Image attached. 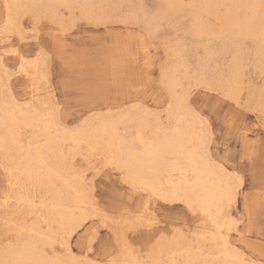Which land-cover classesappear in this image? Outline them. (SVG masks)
Listing matches in <instances>:
<instances>
[{"label":"snow or ice","instance_id":"6c2138e0","mask_svg":"<svg viewBox=\"0 0 264 264\" xmlns=\"http://www.w3.org/2000/svg\"><path fill=\"white\" fill-rule=\"evenodd\" d=\"M56 7L66 13L59 20L51 7L25 17L15 44L5 39L14 25L0 24V264H264V223L258 258L245 243L252 205L258 199L264 206V87L256 106L245 103L238 87L188 71L190 41L176 38L171 46L172 37L161 41L167 59L158 65L146 46L136 70L114 63L110 73L80 81L70 75L80 65L77 54L69 58L70 30L123 31L129 22L94 11L88 0ZM144 19L154 39L163 21ZM234 52L233 83L248 67ZM13 71L31 84L26 100L10 91ZM256 71L264 77V55ZM113 111L119 121L88 134ZM33 115L42 130L62 131L74 150L63 168L10 149L24 140L19 119ZM69 178L74 201L65 199ZM117 224L123 238L113 231ZM132 225L140 228L134 246Z\"/></svg>","mask_w":264,"mask_h":264},{"label":"bare ground","instance_id":"6f19581e","mask_svg":"<svg viewBox=\"0 0 264 264\" xmlns=\"http://www.w3.org/2000/svg\"><path fill=\"white\" fill-rule=\"evenodd\" d=\"M41 2L51 3V5L45 4L44 7L37 8L34 6L33 0H13V3L9 7L0 0V24L11 22L14 25V29L6 35L5 39L12 41L14 36L23 35L24 18L38 11L44 12L51 7L54 10V19L56 20H59L60 16L64 15V9L56 7V4L61 2V0H41ZM88 2L97 5L94 11L109 17L113 21L119 19L129 20V18L126 19L127 16L125 17V15L119 16L115 14L118 7V3L115 0H88ZM187 7L191 14V24L188 28V34L191 36L192 43L198 46L199 44L201 45L202 41H205V45L203 46L204 52L197 61V68L193 69L187 59L188 71L199 70L210 77L220 78L223 86L238 87L240 93H242L245 88L246 71L242 74L239 81L233 83L229 79L230 66L235 59L234 51L236 50L239 51L240 56L247 62L250 61L251 56L255 67L260 57L264 55V49L260 46L261 37L264 35V6L261 5L260 0H157V11L151 15L159 19H176V16L186 12ZM248 40H251L254 45L253 54L249 52V48L246 46ZM212 42H218V44L211 46L210 43ZM234 42L237 48H234ZM140 43L141 48L144 50L147 46L145 40L142 39ZM227 55L231 57L228 64L223 65L219 63L217 59L222 57V60H225ZM10 75L13 77L10 82V91L16 94L17 100L28 99L30 97V82L22 76H17L15 71L11 72ZM14 78H21L23 80L21 95H18L14 90ZM256 95L252 94L251 97L256 99ZM119 120L120 116L115 111H113V115L110 117L101 116L94 123L88 134L102 135L111 127L113 122ZM19 123L24 126L23 143L19 147L9 144V147L12 151L21 153L25 160H31L35 163L42 157L48 164L63 168L69 156L74 155V150L67 149V141L62 131H58L55 128L47 131L41 129L43 121L40 116H24L19 119ZM29 145H31L30 153L27 150ZM179 179L180 177L177 176V180ZM74 198L69 178V183L66 185L65 199L74 201ZM0 210H2V204H0ZM42 218L38 217V220ZM136 227L132 225L130 229H135ZM114 231L118 232L121 238L125 235L122 225L117 224ZM188 242L191 241L189 240ZM184 243L183 237L177 238L176 244L178 246H182ZM245 243L250 245L247 239ZM233 247H239L236 239H233ZM258 255L255 254L256 258H258Z\"/></svg>","mask_w":264,"mask_h":264},{"label":"rangeland","instance_id":"374dc122","mask_svg":"<svg viewBox=\"0 0 264 264\" xmlns=\"http://www.w3.org/2000/svg\"><path fill=\"white\" fill-rule=\"evenodd\" d=\"M120 1L121 0H115V2L118 3V7L116 8L117 12L115 14L119 16L125 15V17L127 16L126 19L129 18L127 30L120 31L119 27H117L115 30L105 32L103 29L90 30L87 26H84L81 29L77 26L70 30L67 41L70 49L69 58H71L74 53L80 57L79 67L70 75H75L76 79L80 81L88 82L110 73L113 70L114 63L123 71H134L139 67V62L143 57L144 50L141 48L140 43L142 39L145 40L147 46H150L149 51L152 60L158 65L167 59L166 51L161 47V41L168 37L173 38L170 41L172 46H175L176 38L187 39L190 41V46L186 50L187 59L193 69L197 68V61L204 52L203 46L205 45V41H202L201 45L199 44L198 46H195L191 41V36L189 34L185 35V33H188V28L191 24V14L188 7L186 12L176 16V19L161 18L160 20L163 21V25L160 33H158L154 39H148L146 37L144 18L145 16L152 17L151 14L157 11V0H133L134 2L132 0ZM64 14H66L65 10ZM169 25H172L173 27H169ZM47 27L54 28V25H47ZM16 39L17 36L12 38L13 44L16 43ZM246 43L249 52L253 54L254 45L252 44V41L248 40ZM210 44L211 46H214L217 45L218 42H212ZM21 51H23V48ZM230 58L231 57L227 55L225 60H222V57L217 60L219 63L227 65ZM246 74L245 88L242 92L243 94H247L245 103L250 104L251 106H256V99H253L251 95L257 94L256 92L264 87V77L256 71L251 56L250 61H248ZM22 84L23 80L21 78H14V90L18 95H21L22 93ZM246 126L251 127V123H248ZM230 134L236 139L240 138L236 133ZM256 135L257 138H259V131L256 132ZM259 148L260 145L258 142L257 149L259 150ZM250 214L252 217V227L249 230L246 239L251 246L254 245L255 254L258 255L260 251L258 246L262 240L260 235V225L264 223V206H261L258 199L252 205ZM196 223H198V221ZM114 230L115 227L113 228V231ZM128 231L132 233L129 240L130 244L134 246L135 234L140 231V228L136 227L135 229H130L129 227ZM233 239H236L235 234H233ZM137 251H140V249H137Z\"/></svg>","mask_w":264,"mask_h":264}]
</instances>
